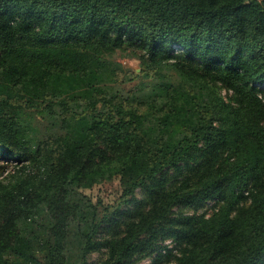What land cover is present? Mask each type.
Instances as JSON below:
<instances>
[{
  "label": "trees",
  "instance_id": "1",
  "mask_svg": "<svg viewBox=\"0 0 264 264\" xmlns=\"http://www.w3.org/2000/svg\"><path fill=\"white\" fill-rule=\"evenodd\" d=\"M16 109L62 132L33 146ZM72 223L78 264H264V0H0V264H69Z\"/></svg>",
  "mask_w": 264,
  "mask_h": 264
},
{
  "label": "rangeland",
  "instance_id": "2",
  "mask_svg": "<svg viewBox=\"0 0 264 264\" xmlns=\"http://www.w3.org/2000/svg\"><path fill=\"white\" fill-rule=\"evenodd\" d=\"M124 67L139 70L138 61L131 57H119L118 59ZM119 87L124 92H129L132 97L137 99H147L153 97H162L163 93L158 87V80L155 78L151 79H137L131 82L119 85ZM220 93L227 100L232 101L231 91L225 87H220ZM18 122L26 128V136L34 146L41 139L50 136L58 135L62 132L60 127V121L58 117L49 116L46 113H37L31 109H16L10 112ZM187 164H180L178 168H171L166 170L165 175L169 178L182 174L183 171L187 169ZM10 169L3 171L1 176H7ZM118 190V180H112L110 182H104L101 184L94 185L90 189H85V192L90 195L93 200L102 199L106 202L111 201ZM144 191L138 190L136 193V198L144 197ZM216 208V200L208 199L204 201L201 205L196 208L193 207H184V206H175L173 208L174 212H183V213H202L205 216L210 215ZM68 250L67 257L69 264H78L80 257V247H81V238L78 233L76 225L73 223L70 225V231L68 234ZM161 247L171 248L174 245L172 238H166L163 240ZM162 248V249H163ZM164 251V249H163ZM157 252H152L147 256H143L137 259L134 264H159L157 261ZM100 256L99 252L93 251L88 256V261H96Z\"/></svg>",
  "mask_w": 264,
  "mask_h": 264
}]
</instances>
